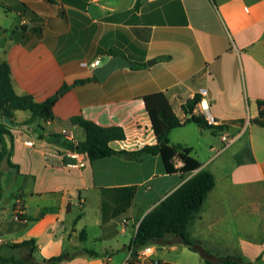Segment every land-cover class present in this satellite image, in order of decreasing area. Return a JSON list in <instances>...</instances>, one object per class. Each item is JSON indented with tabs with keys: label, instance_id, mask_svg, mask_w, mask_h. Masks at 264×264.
Here are the masks:
<instances>
[{
	"label": "crops",
	"instance_id": "obj_1",
	"mask_svg": "<svg viewBox=\"0 0 264 264\" xmlns=\"http://www.w3.org/2000/svg\"><path fill=\"white\" fill-rule=\"evenodd\" d=\"M0 9V73L13 95L41 103L72 86L55 105L53 120L17 111L19 126L7 125L24 190L12 200L10 218L0 221V255L30 256L13 245L33 240V264L63 253L71 258L59 264H204L176 239L132 256L143 218L198 171L168 174L161 156L150 154L88 158L84 168L62 159L65 143L86 140L75 119L122 128L125 140L111 144L118 151L155 145L144 97L163 92L181 119L189 117L182 106L200 95L194 113L205 117L204 107L216 120L215 129L190 122L170 135L172 145L191 148L216 180L188 232L215 256L264 264V117L258 105L264 102V0H0ZM112 50L145 66L74 85L92 78L97 67L90 65L106 63ZM241 90L248 113L241 110ZM224 136L232 140L229 147ZM195 144L203 146L205 163ZM181 246L186 253L176 260L172 253Z\"/></svg>",
	"mask_w": 264,
	"mask_h": 264
},
{
	"label": "trees",
	"instance_id": "obj_2",
	"mask_svg": "<svg viewBox=\"0 0 264 264\" xmlns=\"http://www.w3.org/2000/svg\"><path fill=\"white\" fill-rule=\"evenodd\" d=\"M111 55H118V52L111 51ZM143 64L135 63L134 68L144 67ZM90 81H98L94 75L87 80H79L74 85L84 84ZM72 86H64L54 96L44 102H36L32 96H14L11 90V83L5 73H0V119L9 118L15 122L17 111H31L33 118H44L51 121L54 118L53 109L59 99L70 90ZM201 101V96L196 95L182 106L188 118L181 119L174 112L167 96L163 92H156L144 97L146 109L150 115L152 127L157 137L155 145H146L133 152L115 150L111 144L115 141H123L126 136L124 130L119 127L104 128L91 121L75 119L74 122L86 131V140L76 145L65 143L68 149L87 154L90 161L111 157L114 155H125L131 159H140L146 154L159 155L162 158L165 170L168 174L181 172L192 174L198 171L193 177L185 182L179 189L164 199L157 207L148 213L141 221L134 241L132 256L136 252L152 245L168 246L176 239L178 243L187 247L190 251L198 253L204 260V264H249L240 256H215L205 249L200 243L192 238L188 232V226L195 215L202 209L207 195L215 188L216 180L214 175L207 170H202V163L192 156V149L181 145H172L170 135L173 130L186 126L193 122L200 127L215 129L208 125L202 115L194 113ZM261 110V117H264V102H258ZM258 122V121H257ZM6 137L12 141V147L8 148ZM59 138L58 135H53ZM13 135L8 126L0 120V202L3 197L2 167L4 158H8V167L19 173V166L12 162L14 151ZM176 161L183 165L176 167ZM14 249L28 250L30 257L35 251L36 244L33 240L23 241L13 245ZM71 256L63 253L58 257L44 260L42 264H59L70 259ZM0 264H33L31 260L18 258L16 256L4 257L0 255Z\"/></svg>",
	"mask_w": 264,
	"mask_h": 264
},
{
	"label": "rangeland",
	"instance_id": "obj_3",
	"mask_svg": "<svg viewBox=\"0 0 264 264\" xmlns=\"http://www.w3.org/2000/svg\"><path fill=\"white\" fill-rule=\"evenodd\" d=\"M0 13L2 15L4 14L2 9H0ZM244 93H245L244 90L240 91V94L242 95L241 110L244 113H248L249 112V103H248L247 99L245 98ZM193 146H194L195 153H197L199 155V158L202 160V162L205 163L207 159H206L205 154H204L203 146L200 144H195ZM231 151H232V149L229 150V152H231ZM230 155L231 154H229L228 157H230ZM2 185H3V197H2V200L0 202V221H3L7 218H10L9 214L11 212L12 200L14 199V197L16 195H18L19 191L24 190V181L19 178L18 173L16 171L11 170V171H7V172L3 173ZM4 251L5 250L0 247V254H2V255L5 254ZM180 253H181L180 256H182L186 253L183 246H181V248H180V250H178V252L172 253V256H174V258H176V260H177V259H179V256L178 257H176V256H177V254H180ZM22 258H24L26 260H30L27 253L24 256H22Z\"/></svg>",
	"mask_w": 264,
	"mask_h": 264
},
{
	"label": "water",
	"instance_id": "obj_4",
	"mask_svg": "<svg viewBox=\"0 0 264 264\" xmlns=\"http://www.w3.org/2000/svg\"><path fill=\"white\" fill-rule=\"evenodd\" d=\"M133 65L134 64L131 61H129L127 58L121 55H115V56H111L106 63L97 67V69L94 71V74L100 82H105L108 79V77L112 75L114 72L120 69L133 67ZM148 65H150V62L148 63ZM188 116L190 117L191 115ZM0 120L12 128H16L19 126L18 123L11 121L9 118H1ZM6 143L8 148L12 147V141L10 140V138L6 137ZM0 151H1V143H0ZM3 163L4 166L2 167V171L4 172L9 171L10 169L7 164L8 163L7 157L4 158Z\"/></svg>",
	"mask_w": 264,
	"mask_h": 264
},
{
	"label": "built area",
	"instance_id": "obj_5",
	"mask_svg": "<svg viewBox=\"0 0 264 264\" xmlns=\"http://www.w3.org/2000/svg\"><path fill=\"white\" fill-rule=\"evenodd\" d=\"M100 65V61H96L95 63L91 64V68L95 69L96 67H98ZM205 92V91H204ZM203 114L205 115V119L206 122L208 123V125H215L216 124V120L214 119V117L207 111L206 108L203 107L202 109ZM63 135L67 136L68 133L66 131L63 132ZM222 140L226 143V147H229L232 143V140L229 139L227 136L222 137ZM28 145L32 146L33 143L32 142H28ZM74 145H76V143H72ZM62 159H68L71 162L68 163L67 165L70 167H74V168H84L87 164L88 161V156L85 153H81L78 151H74L71 149H67V151L65 152V154L62 156ZM16 203L19 207V214L22 212V206H23V201L18 198L16 200ZM149 248H145L142 249V253L146 254L147 252H149Z\"/></svg>",
	"mask_w": 264,
	"mask_h": 264
}]
</instances>
